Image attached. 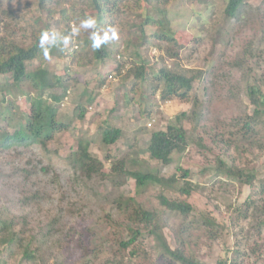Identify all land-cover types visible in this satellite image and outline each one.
<instances>
[{"label": "rangeland", "instance_id": "rangeland-1", "mask_svg": "<svg viewBox=\"0 0 264 264\" xmlns=\"http://www.w3.org/2000/svg\"><path fill=\"white\" fill-rule=\"evenodd\" d=\"M58 1L43 13L36 0H0V35L27 44L34 32L48 28L70 39L67 47L52 48L42 64L52 78L59 76L62 80L42 96L58 105L57 119L70 126L55 135L47 152L36 145L22 148L19 153L0 152L2 206L8 207L11 199L22 194L36 195L31 205L41 216L57 211L66 215L47 245L52 251L48 254L51 263L60 259L68 264H179L159 256L150 238L139 236L138 242L126 250L118 248L116 242L129 237L122 224L128 221L129 201L135 200L150 211L163 213L167 219L163 231L171 247L179 245L186 256L201 264H216L218 259L227 264L234 260L238 264H264V227L259 224L263 216L260 206L264 204V116L258 118L251 143L243 144V149L236 150L233 143L230 147L226 143L227 138H239L236 129L242 118L253 111L248 86L256 85L264 93V0H246L249 8L242 23L224 17L226 0H169L159 6L122 0L115 4L116 12L106 18L108 26L104 30L114 29L117 39L107 43L111 54L102 62L91 61L90 51L81 46L97 29H80L78 35L72 36V29L81 21L92 18L97 23L91 9L82 1L73 7L68 2L73 0ZM62 6L70 18L65 35ZM146 14L155 22L143 24V42L137 36ZM159 21L173 31V41L151 36L159 31ZM37 62H28L27 69ZM140 63L148 68L146 80L134 76ZM161 65L187 75L203 73L205 81L194 89L200 99L195 106L191 96L186 101L176 97L162 101L159 90L152 93V73ZM11 80L9 75L0 76V111L9 116V126H17L24 121L30 97L38 92L31 91L24 82L16 88ZM61 92L62 96L54 99ZM77 103L85 107L82 119L74 111ZM192 110L200 111V119L190 114ZM181 111L186 114L180 122L187 131V148L181 153L173 152L169 164L150 159L146 152L149 133L174 122ZM106 125L121 130L110 145L101 140ZM80 137L90 142L89 150L100 160L106 159L102 169L105 173L112 165L110 160L122 156L125 170L168 176L178 168L187 169L190 194L180 196L168 191V195L188 200L192 206L189 216L163 212L157 186L148 185L140 192L134 180L124 175L109 178V174H97L76 181L63 154ZM214 153L227 164L234 161L253 173L252 185L215 175ZM109 154L111 158H106ZM136 156L138 161L132 164ZM42 165L46 171L40 168ZM25 166L33 167L26 178L19 168ZM206 220L212 222L211 228L203 224ZM31 224L37 227L40 223ZM181 231L180 236L176 234ZM94 244L100 245L98 251L92 247ZM130 248L135 255L129 253Z\"/></svg>", "mask_w": 264, "mask_h": 264}, {"label": "trees", "instance_id": "trees-1", "mask_svg": "<svg viewBox=\"0 0 264 264\" xmlns=\"http://www.w3.org/2000/svg\"><path fill=\"white\" fill-rule=\"evenodd\" d=\"M53 1L55 3L59 2L58 0H36V3L44 13L50 11L52 8L51 3H54ZM79 1L86 3L91 9V12L96 16L97 30L95 32L103 36L105 32L104 28L108 26L106 25V18H109L116 12L114 6L115 4L121 3L122 0H73L68 2L73 7ZM141 1L146 5L156 3L159 6L163 1L168 2L169 0ZM247 7L249 8V5L246 3V0H226L223 15L226 19H234L237 23H242L246 20L244 14H246ZM66 11L67 8L62 6L60 12L67 26L63 32L64 35L69 32L70 28V18L67 16ZM44 20L45 23L48 22L47 17ZM151 22L154 23L155 20H152L150 15L146 14L144 20L139 23L140 32L137 36L138 40L143 42L146 40V34L142 27L143 24H149ZM158 26L159 31H155L151 36L168 41L174 40L173 31L168 25L162 26L159 21ZM44 31H48V28L34 32L32 40L27 44H21L8 36L0 35V76H11L12 84L16 88L24 82L29 84L31 91L38 92V95L30 97V103L24 113V121L17 126H9V116L5 111H0V152L2 153L11 150L19 153V150L31 145H36L42 152H47L51 150L50 143L54 141L55 135L70 126V123L57 119L58 105L47 101L42 96L44 91L54 88L56 84L58 85L62 82L59 76L52 78L49 71L42 65L45 56L39 47V38ZM81 46L90 51L91 56L89 59L93 62H102L111 54L107 44H102L100 48L94 49L92 47V38L84 39ZM52 52L53 49H51L50 54ZM30 61L38 62L33 68L28 70L27 63ZM133 73L136 78L146 80L148 68L145 64L140 63L135 67ZM151 81L155 83L152 87V93L154 94L159 90V97L162 101L174 97L181 101H186L191 96V101L195 106V101H200V99L194 89L201 82L203 83L205 81V77L203 78L202 72L187 75L165 65H161L154 74L152 73ZM62 94V92L61 94H57V97L54 99H59V96L61 97ZM247 95L251 104L254 106L253 111L242 118L241 126L236 129L238 134H240L239 138L237 140L235 138H227L226 142L228 147L233 143L232 145L236 150L243 149V144L251 143L249 139L254 132V126L257 124L258 118L264 116V93L256 85L252 84L248 86ZM74 111H76L77 118L82 119L85 107L83 104L77 103ZM190 114H193L196 118L199 117V119L201 117L200 111L192 110ZM185 115L181 111L176 115L174 122H170L164 128L152 130L149 133L150 136L146 152L150 159L162 164H169L172 161L171 155L173 152L181 153L187 148V131L180 122V118ZM120 134L121 130L118 127L106 125L102 130L101 140L104 144L110 145L119 138ZM196 142L199 146L201 145L199 139ZM89 144L90 142L88 140L80 137L67 148L68 152L63 154L69 166L76 174L73 177L76 181H78L77 179L84 180L86 178H93L97 174L104 176L109 174V178L113 175H124L134 180L135 187L139 188L140 192H143L148 185L157 186L159 191L157 199L159 204L164 208L163 212L166 211L170 215L181 214L183 218L189 216L192 211V206L189 201L168 195V191L178 192L180 196H188L190 194L191 183L186 179L188 175L187 169L178 168L176 173L168 176L160 175L158 172H144L138 169L125 170L124 156H122L120 159H111L109 163L112 165L108 168L109 172L105 173L102 169L106 159L100 160L96 154L92 153L89 150ZM209 150L213 152L211 148ZM54 152L55 154L58 153L56 148ZM214 155L215 175L252 185L255 178L253 173L246 171L243 167L237 166L234 161L227 164L217 153H214ZM107 157L111 158V155L109 154ZM137 159V156L133 157L131 160L132 164H135L138 161ZM19 168L25 173V178L28 177L30 172H33V167L28 168L25 166ZM40 168L46 171L45 165H42ZM36 198V195L26 196L22 194L21 197L11 199L13 202L11 201L8 207H3L0 203V264H68L60 259L58 261L56 258L57 261L55 260L51 263L49 261L51 256L48 254L52 251H50V248H47V245L52 242V239L60 230L61 224H63V221L67 217H64L66 215H63L60 211L41 216L37 209L31 205V202H34ZM15 202H17L16 208L13 207ZM128 207L130 208V213L127 215L128 221L122 224V230L125 233L128 232L129 237L128 239H119L116 242L119 249L126 250L130 245L136 244L138 237L142 236L150 238L152 249L155 248L159 256L169 257L170 260L178 262L179 264H201L196 258L186 256L180 250L179 245L173 248L171 247L163 231V222L167 221L163 213L150 211L142 203L135 200H130ZM66 208L68 210L71 209L69 206ZM260 211L263 216L259 224L261 227H264L263 203L260 206ZM34 221L40 224L35 227L31 224ZM203 224H206L209 228L212 227V222H208L207 220ZM34 228L37 229L34 230ZM182 231L176 234L180 236ZM99 246L97 244L92 245L96 251L100 249ZM132 249L130 248L129 253L135 255V251ZM252 249L254 250V248ZM92 252L88 250V253ZM216 264L227 263L224 259H218ZM229 264L238 263L234 260Z\"/></svg>", "mask_w": 264, "mask_h": 264}, {"label": "clouds", "instance_id": "clouds-1", "mask_svg": "<svg viewBox=\"0 0 264 264\" xmlns=\"http://www.w3.org/2000/svg\"><path fill=\"white\" fill-rule=\"evenodd\" d=\"M97 23L95 19L89 18L81 21L78 27L72 29V36L79 34L80 29H96ZM110 33V35H109ZM117 39V32L114 29L109 28L104 32L103 36L97 34V32H92V47L94 49L100 48L102 44H107L111 40ZM70 43V39L67 36H61L55 31H44L41 33L39 38V47L42 49L45 58L50 56V51L59 45L67 47Z\"/></svg>", "mask_w": 264, "mask_h": 264}, {"label": "built area", "instance_id": "built-area-1", "mask_svg": "<svg viewBox=\"0 0 264 264\" xmlns=\"http://www.w3.org/2000/svg\"><path fill=\"white\" fill-rule=\"evenodd\" d=\"M148 126H150V122H148Z\"/></svg>", "mask_w": 264, "mask_h": 264}]
</instances>
